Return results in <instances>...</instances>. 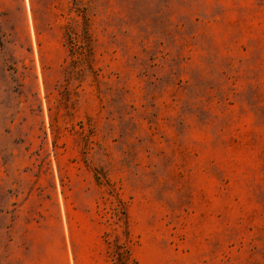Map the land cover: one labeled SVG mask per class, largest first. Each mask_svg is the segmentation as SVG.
<instances>
[{"label":"rangeland","instance_id":"rangeland-1","mask_svg":"<svg viewBox=\"0 0 264 264\" xmlns=\"http://www.w3.org/2000/svg\"><path fill=\"white\" fill-rule=\"evenodd\" d=\"M0 264H264V0H0Z\"/></svg>","mask_w":264,"mask_h":264}]
</instances>
